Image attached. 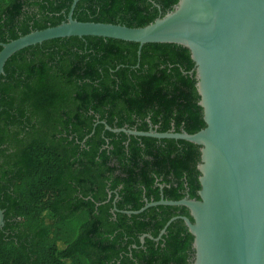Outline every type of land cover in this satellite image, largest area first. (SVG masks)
Wrapping results in <instances>:
<instances>
[{
    "label": "trees",
    "instance_id": "16d2710c",
    "mask_svg": "<svg viewBox=\"0 0 264 264\" xmlns=\"http://www.w3.org/2000/svg\"><path fill=\"white\" fill-rule=\"evenodd\" d=\"M72 2L0 0V43L60 24ZM177 2L78 0L73 17L138 27ZM138 49L133 41L70 36L7 60L0 76V264H191L194 236L182 219L159 240L140 239L157 237L173 216L193 220L189 208L125 210L162 197L198 199L201 146L106 125L205 127L195 62L181 44Z\"/></svg>",
    "mask_w": 264,
    "mask_h": 264
},
{
    "label": "water",
    "instance_id": "95a60500",
    "mask_svg": "<svg viewBox=\"0 0 264 264\" xmlns=\"http://www.w3.org/2000/svg\"><path fill=\"white\" fill-rule=\"evenodd\" d=\"M0 43V76L17 51L46 40L99 36L139 43H176L187 47L195 62L199 104L206 123L190 133L111 127L114 132L155 138L183 139L201 146L199 198L147 201L183 205L182 219L194 236L191 264H264V0H178L174 8L144 26L80 21L73 17ZM116 209V208H115ZM4 210L0 208V226Z\"/></svg>",
    "mask_w": 264,
    "mask_h": 264
},
{
    "label": "flooded vegetation",
    "instance_id": "af4514ba",
    "mask_svg": "<svg viewBox=\"0 0 264 264\" xmlns=\"http://www.w3.org/2000/svg\"><path fill=\"white\" fill-rule=\"evenodd\" d=\"M84 10H89V9H84ZM100 121L104 122V120H100ZM77 194H78V191H75L74 195H77ZM108 195L110 197L112 195V193L109 191V194ZM112 211H115V208H113Z\"/></svg>",
    "mask_w": 264,
    "mask_h": 264
}]
</instances>
